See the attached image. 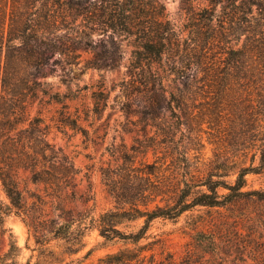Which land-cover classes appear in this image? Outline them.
I'll return each instance as SVG.
<instances>
[{
  "label": "rangeland",
  "instance_id": "rangeland-1",
  "mask_svg": "<svg viewBox=\"0 0 264 264\" xmlns=\"http://www.w3.org/2000/svg\"><path fill=\"white\" fill-rule=\"evenodd\" d=\"M92 1L96 6L117 3V0ZM134 1L135 15L132 16L134 21L130 33L120 32L119 29L112 31L107 25V18L104 19L105 25L97 23L94 16L84 47L73 53L77 57L67 58L65 53L55 52L49 56L47 64L42 68L46 74L43 79L50 83L49 88L53 92L65 94L69 85L74 99L63 100L71 111L82 116L86 109L95 104L92 91L103 94L98 102V111L90 113L87 119L80 120L81 125L88 129L89 138L85 139L79 132L57 123L56 117L62 109V103L44 98L34 101L29 107L31 116H41L48 125V139L56 146L63 147L72 156L79 169L80 189L91 190L92 200L87 203L77 200L67 206L73 207L75 211L89 207L94 217L115 205L111 185L123 179L120 176V165L124 161L125 152L135 155L133 166L137 167L143 161L153 163L166 160L165 164L170 162V168L165 171V175L173 180L183 178L182 173L186 177H201L211 169L215 160H225L233 167L259 164L255 148L260 144L258 138L262 134L255 131L257 124L254 123L251 100L255 92L264 96V79L260 81V89L254 93L246 85L240 87L236 83L226 92L224 85L210 87L203 84L198 95L187 106L176 105L174 109L161 111L154 121L147 117L149 115L146 111L151 109L143 95H134L131 99L122 93L120 86L122 79L128 78L127 69L133 62L134 51L142 47L139 33L141 28L144 29V34L153 35L154 40H158L160 36L165 38L162 60L152 63L160 71L179 68L184 74L188 68L198 66L189 58L190 52H195L201 55L202 64L199 63V67L217 68L215 73L221 77L226 68L224 58L230 55V45L239 46L245 40V34L240 36L238 43L234 36L223 41L211 38L214 32L212 29L223 25L219 15L222 4L229 1ZM213 1L218 2L215 10ZM34 5L29 6L27 16L37 18L49 9L50 22L53 21L50 36H62L63 40L60 38V42L64 41L66 47L71 46L77 36L74 30L79 19L74 21L66 13L59 14L56 0H38ZM22 11H25V0H0V35H8L9 27L12 28L14 20H17ZM212 14L215 18L210 21L207 18ZM23 20L25 22V13ZM39 20L44 21L42 16ZM62 25V29H56ZM120 27L119 23L118 28ZM116 52L120 57L113 60L112 56ZM95 53H100L105 58L107 67L88 68L80 73L79 69ZM248 64H252V60L247 62L246 67ZM149 65L148 62L142 63L144 68ZM172 76L169 75L166 81L170 86L173 85L170 80ZM126 104L131 108L130 113L123 110ZM260 110L261 107H258L257 111ZM147 136H152L153 139H148ZM135 138L146 145L145 148L141 147L144 154L131 149L133 144H137ZM174 158L181 160L179 168V161L175 160L176 164L170 161ZM233 178L232 172L226 177L230 181ZM20 186L24 188L23 181ZM263 186L264 166L259 173L246 175L244 189L254 190ZM139 224L140 221L127 222L122 229L130 231ZM4 226L7 230L5 235L0 231V254L6 251L8 234L11 233L12 239L20 247V263L28 260L29 264L45 263L34 237L29 235L25 215H6ZM149 232L158 240L154 249L157 256L163 252L172 254L175 259H181L187 253H200L220 264H264V201L241 199L221 207L195 206L173 219H155ZM85 241L86 245L80 251L70 255L63 252V240H52L49 248L55 250L59 259L64 258L60 264H105L102 258L106 253L123 247L121 242L105 243L95 229L87 231ZM213 248L216 251L211 254ZM89 249L92 250L86 255Z\"/></svg>",
  "mask_w": 264,
  "mask_h": 264
},
{
  "label": "trees",
  "instance_id": "trees-1",
  "mask_svg": "<svg viewBox=\"0 0 264 264\" xmlns=\"http://www.w3.org/2000/svg\"><path fill=\"white\" fill-rule=\"evenodd\" d=\"M37 1L25 0V11L17 16L12 28L9 27L8 35H0V231L5 235L6 215H25V225L43 255L44 264H60L64 261V258L59 259L53 248H49L52 240H63V252L74 254L86 245L85 236L91 229H95L105 243L121 242L123 245L114 252L106 253L102 258L105 264H220L200 253H187L181 259L163 252L157 256L154 249L158 240L154 239L149 230L155 219H173L195 206L221 207L241 199L264 201V186L254 190L244 189L246 175L259 173L264 166V96L255 92L251 100L254 123L257 124L255 131L262 134L258 138L260 144L255 148L258 165L233 167L225 160H215L211 169L201 177H186L182 173L183 178L173 180L165 175L170 162L143 161L137 167L133 166L135 155L125 152L124 161L120 165V176L123 179L111 185L114 207L104 210L97 217L91 215L89 207L75 211L67 204L77 200L89 202L93 199L91 190L80 189L79 169L72 156L48 139V125L41 116H31L29 107L34 101L44 98L62 103V109L56 117L57 123L88 139L89 131L81 125L80 120L98 111V102L103 94L92 91L95 104L86 109L82 116L71 111L63 100L74 99L69 85L67 94L53 92L49 88L50 83L43 79L46 74L42 68L55 52L65 53L67 58L77 57L73 53L84 47L94 16L97 23L105 25L104 19L107 18V25L112 31L119 29L120 32L130 33L136 2L117 0L114 5L96 6L92 0H62L61 3V0H56L59 14L66 13L74 21L79 19L74 30L77 36L72 45L66 47L64 41L60 42L62 36H50L53 21L50 22L49 9L39 15L45 24L39 17L27 16L29 6H35ZM227 1L230 4H222L219 15L223 25L212 29L214 32L211 38L223 41L234 36L238 43L240 36L245 34V40L239 46L236 44L228 47L230 55L224 58L226 68L221 77L215 73L217 68L199 67V63L202 64L201 55L195 52H190L189 58L198 66L188 68L184 74L179 68L160 71L152 63L162 60L165 38L160 36L154 40L153 35L144 34V29H140L142 47L134 51L133 62L127 69L128 78H123L120 86L122 93L131 99L134 95H143L151 109L146 111L149 115L147 117L152 121L161 111L174 109L176 105L187 106L198 95L203 84L210 87L224 85L225 92L235 83L240 87L246 85L253 93L260 89V81L264 79V0ZM212 3L215 10L218 2ZM214 18L212 14L207 19L212 21ZM63 27L58 26L56 29ZM58 40L60 43H57ZM119 57L116 52L112 59ZM251 60L252 64L246 67ZM105 61L100 53H95L79 72L83 73L88 68H106ZM143 62L150 65L144 68ZM169 75H173L170 79L172 86L166 82ZM258 107H261L260 111H257ZM129 109V104L123 107L125 112L130 113ZM147 138L153 139L152 136ZM134 141L137 144L132 145L133 152L144 154L141 147L145 148L146 145L138 138ZM175 160L179 161V168L181 160L174 158L170 161L176 164ZM231 172L234 178L230 181L226 177ZM21 181L25 184L24 188L20 186ZM135 221H140V224L133 230L122 229L127 222ZM12 237L9 233L7 249L0 254V264H29V260L26 263L19 262L20 247ZM213 251H216L215 248L210 253L213 254Z\"/></svg>",
  "mask_w": 264,
  "mask_h": 264
}]
</instances>
